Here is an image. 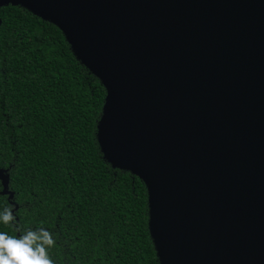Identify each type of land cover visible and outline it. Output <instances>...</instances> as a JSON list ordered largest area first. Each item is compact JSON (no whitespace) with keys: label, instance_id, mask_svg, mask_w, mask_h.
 Segmentation results:
<instances>
[{"label":"water","instance_id":"95a60500","mask_svg":"<svg viewBox=\"0 0 264 264\" xmlns=\"http://www.w3.org/2000/svg\"><path fill=\"white\" fill-rule=\"evenodd\" d=\"M6 4L100 80L97 144L145 186L159 263L264 264V0Z\"/></svg>","mask_w":264,"mask_h":264},{"label":"trees","instance_id":"16d2710c","mask_svg":"<svg viewBox=\"0 0 264 264\" xmlns=\"http://www.w3.org/2000/svg\"><path fill=\"white\" fill-rule=\"evenodd\" d=\"M104 97L54 24L0 7V170L12 194L0 200L19 224L55 233L53 264H160L145 186L97 144Z\"/></svg>","mask_w":264,"mask_h":264},{"label":"clouds","instance_id":"9594fccd","mask_svg":"<svg viewBox=\"0 0 264 264\" xmlns=\"http://www.w3.org/2000/svg\"><path fill=\"white\" fill-rule=\"evenodd\" d=\"M0 264H53L49 251L56 245L55 233L43 226L25 227L17 222L13 204L0 200Z\"/></svg>","mask_w":264,"mask_h":264}]
</instances>
